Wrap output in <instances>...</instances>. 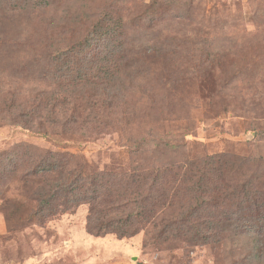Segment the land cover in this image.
Masks as SVG:
<instances>
[{
    "label": "trees",
    "instance_id": "1",
    "mask_svg": "<svg viewBox=\"0 0 264 264\" xmlns=\"http://www.w3.org/2000/svg\"><path fill=\"white\" fill-rule=\"evenodd\" d=\"M87 5L74 10L70 0H0L2 19L18 14L29 26L44 15L57 28L70 23L60 37L19 44L42 48L44 67L41 59L32 64L42 67L40 82L50 81L43 89L2 88L0 125L88 138L115 124L130 127L133 99L140 94L137 103L143 102L149 71L135 55L123 19L106 10L83 16ZM253 134L257 139L264 131ZM186 145L184 138L174 145L132 136L126 147L135 166L98 169L74 153L14 144L0 151L1 211L14 229L43 227L88 205L86 229L96 237L133 238L143 231V248L160 249L186 230L197 245L230 240L231 253L237 247L241 255L233 264H264V162L206 150L191 156ZM11 185L26 202L7 195Z\"/></svg>",
    "mask_w": 264,
    "mask_h": 264
},
{
    "label": "rangeland",
    "instance_id": "2",
    "mask_svg": "<svg viewBox=\"0 0 264 264\" xmlns=\"http://www.w3.org/2000/svg\"><path fill=\"white\" fill-rule=\"evenodd\" d=\"M70 1L74 10L88 3L80 10L83 16L106 10L123 19L135 55L150 74L145 104L137 103L140 94L133 99L137 106L135 117L130 115L131 129L115 124L90 138L45 137L0 125V151L27 143L83 156L98 169L120 165L128 169L135 166L126 147L130 137L149 142L162 138L174 145L184 138L191 156L206 150L264 162V135L256 139L253 134L264 131V0ZM50 21L41 15L26 26L18 14L0 18V91L43 89L50 81L40 82L42 48L19 47L22 41L39 44L46 34L60 37L61 31L70 29L69 22L63 29ZM80 34L78 30L73 35ZM34 58L42 60V67L32 64ZM17 188L11 185L7 195L23 202ZM1 206L2 201L0 264H233L241 256L237 247L231 253L230 240L197 245L186 230L180 240L160 249L143 248V231L133 238L96 237L86 229L88 205L43 227L10 229Z\"/></svg>",
    "mask_w": 264,
    "mask_h": 264
}]
</instances>
